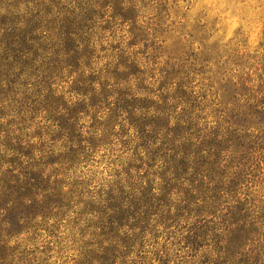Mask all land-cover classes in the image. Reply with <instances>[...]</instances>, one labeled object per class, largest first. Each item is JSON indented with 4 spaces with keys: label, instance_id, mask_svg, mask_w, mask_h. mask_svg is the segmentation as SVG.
<instances>
[{
    "label": "trees",
    "instance_id": "trees-1",
    "mask_svg": "<svg viewBox=\"0 0 264 264\" xmlns=\"http://www.w3.org/2000/svg\"><path fill=\"white\" fill-rule=\"evenodd\" d=\"M168 16L0 0V264H264V78Z\"/></svg>",
    "mask_w": 264,
    "mask_h": 264
},
{
    "label": "rangeland",
    "instance_id": "rangeland-1",
    "mask_svg": "<svg viewBox=\"0 0 264 264\" xmlns=\"http://www.w3.org/2000/svg\"><path fill=\"white\" fill-rule=\"evenodd\" d=\"M138 1L150 7L160 0ZM161 1L169 13L167 36L180 37L177 39L185 45L190 69H197L205 60L216 70L213 76L219 80L236 77L241 72L250 74L255 83L264 78V0ZM144 13L146 18L154 15L147 9ZM172 28L178 32L170 31ZM260 159L262 175L259 174L258 182L264 188V156ZM148 260L142 264H152Z\"/></svg>",
    "mask_w": 264,
    "mask_h": 264
}]
</instances>
